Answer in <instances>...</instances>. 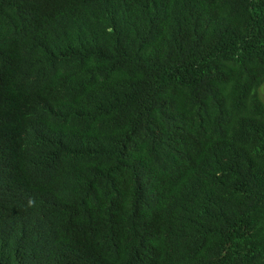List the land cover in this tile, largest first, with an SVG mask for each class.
Here are the masks:
<instances>
[{
    "label": "trees",
    "instance_id": "1",
    "mask_svg": "<svg viewBox=\"0 0 264 264\" xmlns=\"http://www.w3.org/2000/svg\"><path fill=\"white\" fill-rule=\"evenodd\" d=\"M264 0H0V264H264Z\"/></svg>",
    "mask_w": 264,
    "mask_h": 264
},
{
    "label": "rangeland",
    "instance_id": "2",
    "mask_svg": "<svg viewBox=\"0 0 264 264\" xmlns=\"http://www.w3.org/2000/svg\"><path fill=\"white\" fill-rule=\"evenodd\" d=\"M260 95H261V98L264 102V84L262 85V87L260 88Z\"/></svg>",
    "mask_w": 264,
    "mask_h": 264
}]
</instances>
